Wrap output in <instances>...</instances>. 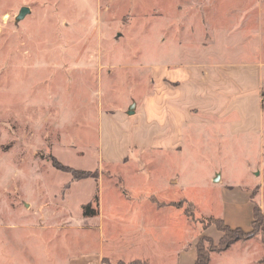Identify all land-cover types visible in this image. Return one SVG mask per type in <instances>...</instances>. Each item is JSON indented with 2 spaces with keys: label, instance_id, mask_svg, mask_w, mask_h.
Listing matches in <instances>:
<instances>
[{
  "label": "rangeland",
  "instance_id": "1",
  "mask_svg": "<svg viewBox=\"0 0 264 264\" xmlns=\"http://www.w3.org/2000/svg\"><path fill=\"white\" fill-rule=\"evenodd\" d=\"M182 1L0 0V264H193L200 239L210 250L223 236L215 219L248 232L255 204L264 216V129L197 124L181 150L155 149L177 143L156 67L225 15L246 53L223 60L257 62L264 30V0H184L185 12ZM153 119V146L132 148ZM106 145L125 159L107 162ZM261 228L209 264H264Z\"/></svg>",
  "mask_w": 264,
  "mask_h": 264
},
{
  "label": "crops",
  "instance_id": "2",
  "mask_svg": "<svg viewBox=\"0 0 264 264\" xmlns=\"http://www.w3.org/2000/svg\"><path fill=\"white\" fill-rule=\"evenodd\" d=\"M175 6L177 10L182 9L185 12L184 7L191 5L189 2L186 5L183 0ZM228 16L231 18L230 15L221 16L226 24L223 28L219 22L218 27L211 26L214 29H205L203 37L198 41L183 43L182 60L168 59L167 54L166 66L156 67L166 68L165 79L160 80L166 87L168 113V119L165 120L166 138L172 142L177 139V143H169L171 147L167 149H163L160 142L158 147H155L157 151L181 150L179 143L183 142L185 130L189 132V127L197 124L217 129L225 127L235 135L263 131L264 106L261 96L264 89V30L261 35L258 34L261 44L257 51V62L242 59L241 56L237 59L223 60L222 56L225 54L239 57L246 53L238 51V38L232 39L239 31L237 19L229 20ZM201 18L204 26L205 17ZM262 23L264 26V19L260 23L261 26ZM245 31V39H249L248 35L253 32L252 28H249V32L248 28ZM150 104L149 102L148 106ZM137 108L135 104L132 117L141 113ZM123 116L129 117L125 113ZM153 123L154 119L152 123H148V129L145 127L142 133L136 135L132 148L144 150L153 146L149 144L148 137V134L152 139L158 135L150 131ZM128 141L126 147L129 149ZM124 157L121 154H113L106 145L103 158L107 162L123 160ZM103 158L101 161H104ZM212 177L213 181H221L216 172Z\"/></svg>",
  "mask_w": 264,
  "mask_h": 264
},
{
  "label": "trees",
  "instance_id": "3",
  "mask_svg": "<svg viewBox=\"0 0 264 264\" xmlns=\"http://www.w3.org/2000/svg\"><path fill=\"white\" fill-rule=\"evenodd\" d=\"M264 109V107H263ZM72 171V179L73 180H80L90 178L91 174L88 172H76L75 170ZM94 177V176H93ZM97 197H95V200ZM87 211H85L86 216L94 215L95 213L90 210V207H86ZM89 209V210H88ZM187 217L188 212H184ZM262 224L261 228V240L264 243V216L260 209V207L255 204L253 207V219H252V229L248 232H243L240 228L231 229L222 219H215L211 225H214L216 229L223 234L218 241V245L216 248H212L210 250H206L203 247L204 238L200 239L198 244L196 245V259L193 264H209L210 261V254L213 252L222 253L227 251L233 244L239 241H245L251 239L255 235V231L258 229V224ZM109 264V263H108ZM117 264H147L146 261L135 259L130 262H118Z\"/></svg>",
  "mask_w": 264,
  "mask_h": 264
},
{
  "label": "water",
  "instance_id": "4",
  "mask_svg": "<svg viewBox=\"0 0 264 264\" xmlns=\"http://www.w3.org/2000/svg\"><path fill=\"white\" fill-rule=\"evenodd\" d=\"M29 13V9L24 7V8H21L19 10V13L18 15L16 16V20L15 22L18 23L19 21H21L27 14ZM133 108H134V105L133 106H130L129 108V111L127 112L128 115H133Z\"/></svg>",
  "mask_w": 264,
  "mask_h": 264
},
{
  "label": "built area",
  "instance_id": "5",
  "mask_svg": "<svg viewBox=\"0 0 264 264\" xmlns=\"http://www.w3.org/2000/svg\"><path fill=\"white\" fill-rule=\"evenodd\" d=\"M263 102H264V98H263Z\"/></svg>",
  "mask_w": 264,
  "mask_h": 264
}]
</instances>
